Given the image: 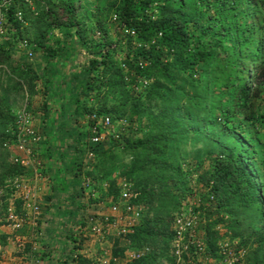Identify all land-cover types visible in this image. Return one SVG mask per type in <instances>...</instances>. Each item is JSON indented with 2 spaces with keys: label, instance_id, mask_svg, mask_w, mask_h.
Instances as JSON below:
<instances>
[{
  "label": "rangeland",
  "instance_id": "1",
  "mask_svg": "<svg viewBox=\"0 0 264 264\" xmlns=\"http://www.w3.org/2000/svg\"><path fill=\"white\" fill-rule=\"evenodd\" d=\"M67 1L72 3L70 19L76 26L51 27L46 13L51 11L59 23H65ZM31 2V6L19 8L22 22L13 17L6 20L7 31L3 35L4 40H0V50L6 56L0 64L3 107L0 112V223L5 222L10 208L22 222L31 217L24 214L20 202L12 196L14 181L32 184L35 179H42L51 187H58L55 183L63 178L65 189L78 188L80 193H84L79 195L84 198L82 205L101 209L86 215L97 218L99 213L109 215L108 208L117 201L123 185H127L130 203L138 212V217L131 223L130 233L118 234L120 227L128 222L122 219L123 216L121 218L119 208L115 218L109 217L110 225L102 237L88 239H93V245L106 246L107 262L103 264H130L129 255L136 249L131 247L133 243L129 236L133 229L147 225V221H152L156 230L164 232L157 239L158 246L167 242L171 220L180 211H189L195 217L194 240L204 247L206 255L214 256L223 242H235L245 251L244 264H262L264 203L260 199V207H239L242 197L238 193L227 188L215 194L210 189L208 178L212 173V162L234 148L257 188L264 185V122L257 124L253 131H248L245 124L222 123L219 115L222 104H218L212 93L200 92L201 88H207L206 81L199 80L190 71L171 72L165 79L160 78L157 71L135 76L127 63L132 62L133 65L138 50L147 49L153 41H137L133 30L123 25L119 27L117 11L120 0ZM256 12L259 16L264 15L260 10L251 13L250 17H256ZM150 13L142 10L139 16L156 19L155 11ZM201 13L196 14L200 16ZM197 24L193 25L194 34L199 33ZM75 29L82 37V46L63 62L59 73L67 75L65 68L69 66L75 69L78 79L70 81L69 91L62 89L61 98L62 102L71 103V109L75 105L79 108L61 130L57 129L59 123L54 122L56 106L52 100L44 102L42 83L46 72L43 69L51 62H62L61 54L68 43L79 40ZM98 45L114 50L111 61L116 72L115 83H109L105 76H100L101 65L91 68L88 64L90 55L86 53ZM56 49L58 53H54ZM155 49L160 51L159 63L170 61L171 52L160 46ZM217 57L223 58L221 54ZM143 65L146 66L147 62ZM84 68L88 72H82ZM248 70L250 77L246 87L251 88L255 68ZM196 71L200 78L210 72L207 69ZM197 79L196 90L190 85ZM229 82L234 85L232 76ZM85 86L91 88L86 90ZM153 88L162 93L161 99L148 100L147 91ZM74 97L77 98L76 104L72 101ZM261 107H264V100ZM23 108L30 117V129L39 136V141L27 145V152H20L12 143L7 149L3 148L2 144L14 137V119ZM94 117H107L110 127L102 132L103 139L98 145L88 146ZM37 127L42 129L41 132ZM135 140L142 141V145L133 146ZM78 145L93 151L92 156L89 158L86 151L81 154ZM15 159L21 160L23 165ZM73 160L79 162L77 181L72 180L71 171L74 169L64 170ZM16 165L20 167L17 175L8 176V168ZM85 180L89 181L87 187L83 185ZM74 202L72 199L71 203ZM68 219L75 220L72 212H69ZM145 244L153 243L146 240ZM24 247L30 249L28 243ZM98 247V251H105ZM164 262L168 264L167 260ZM196 263V257L189 255L183 257L179 264Z\"/></svg>",
  "mask_w": 264,
  "mask_h": 264
},
{
  "label": "trees",
  "instance_id": "2",
  "mask_svg": "<svg viewBox=\"0 0 264 264\" xmlns=\"http://www.w3.org/2000/svg\"><path fill=\"white\" fill-rule=\"evenodd\" d=\"M20 7L22 6L13 2L8 10L7 20L12 19V14ZM142 10L148 13L155 11L156 19L150 20L147 16H139ZM260 10L264 11V0H120L117 11L119 27L123 25L133 30L137 41L148 43L153 41L147 49H139L136 53L138 59H134L133 65L132 62H128L127 66L137 77L157 71L162 79L168 78L171 72L190 71L192 75H197L199 80L206 81L207 88L204 90L201 88L200 92L212 93L218 104H222L219 107L222 123L245 124L248 131H253L257 124L264 122V107H261L264 100V15L259 16L256 12V17H250L251 13ZM65 12L68 13L65 23H59L60 21L52 15L51 11L46 13L51 27L74 28L76 26L70 19L73 12L71 1L65 3ZM199 12H202L200 16L196 14ZM197 22L199 33L194 34L193 25ZM78 32L75 29L79 40L68 43V47L66 46L63 50L62 62H51L43 69L46 72L42 83L43 94L45 98L58 104L60 113L57 114L54 122L59 123L57 129L61 130L69 123L71 117L66 110L71 103L62 102L61 91L62 89L69 91L68 84L77 76L75 69L70 66L65 68L67 75L60 74L59 70L63 62L66 59L68 61L69 57L82 46V37ZM56 40L59 42V38ZM156 46L171 52L169 62L159 63L160 51L155 49ZM91 50L86 53L90 55L88 60L90 67L96 68L101 65L100 76H105L109 83H115L116 72L113 71L111 61L114 50L104 48L103 45L102 47L98 45ZM54 53H58V49ZM4 54V51L0 50V64L6 59ZM219 54L223 58H216ZM144 62H147L146 66H142ZM253 67L255 73L251 77L253 78L252 87L247 88L246 81L250 77L248 68ZM201 69L209 70V75L200 78L196 70ZM87 70L84 68L82 72H88ZM231 76L234 85L229 82ZM198 79L192 82L190 87L197 90ZM90 88L85 86L86 90ZM147 94L148 100L162 98V93L158 89H149ZM225 96L226 98H223ZM72 101L76 104L77 98L74 97ZM73 108L72 112L75 115L79 107L75 105ZM2 110L0 100V112ZM1 117L2 113H0ZM132 145L140 146L142 141L135 140ZM78 146H80V153H84L86 146ZM66 167H63V169L66 168L65 172L71 168L74 169L71 171V176L73 181H77L79 162L73 160ZM18 169H20L18 165L9 167L8 176L17 175ZM211 169L212 173L208 180L211 182L210 189L213 193H222L227 188L233 190L235 194L238 193L242 197L239 207L244 205L260 207V199L264 203V185L257 188L234 148L224 152L219 160L213 161ZM65 184L63 178H60L55 183L58 187L51 188L63 190ZM132 235L129 236L133 243L131 247L136 250L147 248L148 253L137 260H132L130 264H163L165 260L168 264L172 262L168 249L170 234L166 236L167 242L158 246L157 239L164 235V232H161V229L156 230L152 221H147V225L133 229ZM146 240H150L153 244H145Z\"/></svg>",
  "mask_w": 264,
  "mask_h": 264
},
{
  "label": "built area",
  "instance_id": "3",
  "mask_svg": "<svg viewBox=\"0 0 264 264\" xmlns=\"http://www.w3.org/2000/svg\"><path fill=\"white\" fill-rule=\"evenodd\" d=\"M13 2L23 6H31V0H0V40H4L3 35L7 31L6 20L8 17V10ZM32 10V9H31ZM12 17L19 22H22V13L19 9H16L12 14ZM1 42V41H0ZM29 57L31 53H27ZM91 131V135L87 140L88 146H96L103 139V131L110 127V121L107 117L96 119ZM16 132L14 137L2 144L3 148H8L10 144H14L15 148L20 152H25L26 146L36 144L39 141V136L30 129V117L24 111V108L14 119ZM86 155L90 158L93 151L86 148ZM27 152V151H26ZM20 165L23 162L16 160ZM38 177V176H35ZM36 179L32 184H22L20 181H14L12 186V196L20 202V206L24 214L33 216L37 214L38 206L37 200V186ZM85 187L89 185V181L85 180L83 183ZM131 195L129 194V188L127 185H123L119 193L117 201L111 203L108 208L109 215H98L99 218L94 215L86 216L83 219L82 225H78L74 232V241L70 244L69 250H72L78 246V242L86 239H98L102 237L106 231V227H109V217L115 218L114 214L121 209V218L123 216L124 221H128L126 226H121L118 230L119 235H125L130 233V228L133 226L131 223L138 217L136 208L130 203ZM123 213V214H122ZM119 218L120 217H116ZM112 221V220H111ZM5 222L12 231H16L22 224L21 218L17 217L12 208L7 210L5 216ZM196 226L195 217L187 212L180 211L171 220L170 227V240L168 242L169 256L172 260L171 264H179L183 257H196V262L199 264H244L245 251L237 243L223 242L218 246V250L214 253V256H209L204 253V247L194 240V230ZM80 239V241H79ZM22 241H17L15 244L16 253L20 256V259L25 260L28 263L36 262L33 257L36 251L34 246L31 245L29 250H26ZM199 244L202 246L200 247ZM148 253L147 248L135 250L129 255L130 260H137L143 255ZM198 257V260H197ZM76 256L73 255L69 259L67 264H72L75 261ZM104 263V262H103ZM196 263V264H197ZM36 264V263H35Z\"/></svg>",
  "mask_w": 264,
  "mask_h": 264
},
{
  "label": "crops",
  "instance_id": "4",
  "mask_svg": "<svg viewBox=\"0 0 264 264\" xmlns=\"http://www.w3.org/2000/svg\"><path fill=\"white\" fill-rule=\"evenodd\" d=\"M47 100L45 98L44 102ZM52 102L56 106L57 115L60 113L58 104L53 100ZM73 109L68 107L66 110L69 114H73ZM49 115L52 114L49 113ZM42 126L44 125L42 124ZM37 129L40 132L42 130L40 127ZM51 163L53 164V162ZM36 186L38 190L37 214L26 217L16 231H12L4 221L0 223V264H67L73 255L76 256V259L72 261V264H103V262H107L106 246L103 244L93 245V239L82 241L79 239V245L69 250L70 244L75 238L73 235L75 229L83 222L80 220L85 219L90 211H98L99 207L82 205L81 202L84 198L79 195H84V193H80L78 188L55 190L42 179H36ZM72 199L75 200L74 203H71ZM69 212L73 213L74 221L68 219ZM99 215L101 214L99 213ZM19 240L28 243L29 247H31L30 245L34 246L36 254L33 255V260L36 261L35 263H28L20 259L15 249V244ZM98 246L105 251H98Z\"/></svg>",
  "mask_w": 264,
  "mask_h": 264
}]
</instances>
